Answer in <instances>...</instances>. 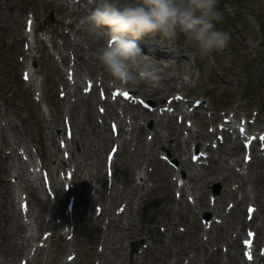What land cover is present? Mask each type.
Segmentation results:
<instances>
[{
	"label": "rangeland",
	"instance_id": "1",
	"mask_svg": "<svg viewBox=\"0 0 264 264\" xmlns=\"http://www.w3.org/2000/svg\"><path fill=\"white\" fill-rule=\"evenodd\" d=\"M102 1L103 0H101V2ZM108 1L113 0H107V2ZM63 2H65L67 7L65 4L63 5ZM78 2L75 3V0H0V111L5 112V115L3 116V119L5 120L0 121V264H13L14 262H19L20 264L23 262L22 259H24L22 257L25 256L18 253L14 254L10 248L11 239L8 237V234L10 233V223L13 219H9V217L6 216V213L10 212L8 202L12 200V202H14L16 206L18 205L17 207L19 208L18 203L21 199H23L22 197H19V195L22 194L25 200L29 203V206L25 205L27 206V211L29 210L30 212V209H28L30 208V205L34 206V197L30 195V192L18 189L17 185L19 181L18 179L16 180L17 173L15 171L17 162L12 157V154L7 159H3L5 152H9L8 142L12 144V140L15 143L17 142L16 147L19 152H21V156L24 158V161H26L27 155L23 153L22 148L25 151L26 147L30 149L32 155H34L33 159L37 163L39 162V159L35 156V154H37L36 152L38 150L43 149L48 153H52L54 150L59 149L63 152L59 153V157L61 156L60 158H63V161H65V163H62V161L56 160V158L48 157L45 159L46 164L51 169V174H53L55 178L57 191L60 189L62 191L59 192L64 193H61L62 198L59 195L61 206L58 207V199L57 202L54 203L53 201L55 200V197H51L49 194L44 193L42 189L43 184H40L39 181L41 180L37 179L38 183H35L38 187L36 192L41 194L40 197L44 202H50V205H48V212L45 211L47 212V215L45 212L42 213V211H40L39 217L42 226H39L38 229L35 227V213L31 214L26 212L25 214H21L22 222H25L24 220L26 218L31 222L30 225H28L30 229L27 228V230H25V227L21 230L22 235L31 231L30 234L31 236H34L35 240H30L29 244L33 241L32 244L36 246L39 242H43L42 238L44 235H49L51 231L54 232L57 229V231H64L65 226L68 225L66 233L70 234L69 231L71 229H73L72 231L74 232V240L72 244L75 248H73V250L80 252L82 251V248L85 249V246L83 245L84 239L80 237V232L78 231L80 215L77 214H79V209H76V207L74 209L75 199L72 207L69 203L70 200L67 198L68 195H71V189L69 190V188L74 185L73 188L75 189V182L77 185L81 183L76 180V178H73L65 173V171L71 167V162L68 161L70 156L69 149H71L75 155H79L81 159V151L83 150H81V147L74 141L73 143L71 141L67 143L68 140H66V146L69 144V149L68 147L67 149L66 147L60 148V144L64 145V143L61 142H64L63 140H65L64 128L66 120L62 118L69 112L68 109L71 106L72 108L74 107L73 117H76V120L83 122L86 130L85 132L87 133V145L88 143L94 144L90 145V148L87 146L85 147L83 157H86L88 150L91 151V149L95 148L97 133L101 132L103 128L101 124L97 127L96 125L92 126L93 124H91L90 119L92 113L94 114V112H97L99 105L93 108L96 110H93L90 109V103L87 104L89 105L88 108L87 105H81L77 101L76 97L74 101V98L70 97L71 99L70 101H67V103L66 100L60 97L62 93L66 94L62 88V72L65 71L66 64L62 62L61 55L65 54L67 61L73 57V47L65 45L66 40L63 39L64 34H73L70 28L67 27V24L73 20L79 24L80 19L86 15L85 11H90L88 10L89 4L96 3L97 8H100L101 3L99 0H87L86 3H83L80 0ZM56 3L62 5L63 9L57 10L54 8L53 5ZM71 4L74 6L72 7ZM80 4H84L83 7L85 8V11L82 10V7H75ZM218 7L224 14V21L222 24H218L217 27L228 31L231 34L229 45L223 51L216 52L204 59H201L196 50L190 45H188V49H182L181 51L183 56L182 59L187 62L188 72H192V90H188V92H190L187 95L191 98V100H196L198 98L200 100L204 99L205 104L207 105V109L204 110L202 116L197 114V116L195 115L196 119L193 116H190V118L194 119L193 122L195 121V128H193L194 131L202 130L205 134L209 135L208 137L202 139L200 143L202 148L212 142L220 141V137H218V132L220 131L212 125V121L214 119H217L218 121L221 119V111H223L226 115L229 112L236 113V119L243 116L252 117L255 115V118L258 120V127L264 128V0H219ZM76 26L79 28V25ZM148 38L150 39V37ZM180 40V45H182V43H184L183 36L180 37ZM53 43H55L59 50L53 47ZM102 43V46H104L105 43L103 39ZM144 55L147 56L145 52ZM149 56H151V58L155 61L160 62L161 67H165H163V69H166V73L170 74L165 76V78L179 76L177 71L170 66L168 61H166L170 57L164 59L162 56L155 54H151ZM96 71H103L102 66H98ZM25 77L27 78L25 79ZM181 77L187 79L188 75L182 74ZM177 79H175V81H177ZM82 80L83 79L80 77L79 81H81V85L83 84ZM107 81L109 82H107L108 84H112L110 77ZM125 87L129 89V92L135 94L136 97H143L146 102L151 101L158 115L163 116L165 111L162 109L163 112H160L156 109L160 108V104L157 99L153 97L151 92L145 94L140 93L139 91H133L131 89V85H127ZM159 87L162 88L164 86L160 83ZM81 88L83 90V85ZM79 91L80 89L78 92ZM182 93L185 94L184 92ZM174 94L175 93L170 91L168 97H172ZM95 97L97 99L99 98L98 91H96ZM188 97H186L185 100H187ZM67 99H69V97ZM187 102L188 105L192 104L191 101ZM76 103H78V105ZM137 103L139 104L137 106L145 110L147 113H151L153 111L141 107L142 104L139 101H137ZM167 106L172 105L167 103ZM204 106L205 105H201L200 108L203 109ZM176 114L177 113H173L174 117L167 120L162 118L161 124L163 127L160 129L163 131L162 133L169 134V139L167 140V142H169L168 145H160L161 147L153 145V148L155 149L154 151H156V156L158 152L160 153V156L162 154L168 156L172 162L175 161L176 165L175 167H172V164L174 163L170 165L164 160H160L162 162L160 163L157 159L156 161H152L150 165H144L142 167L147 168V171L149 172V178L146 179L145 185L150 188L143 197V191L139 190L140 188H136V190H134L137 196L141 195L142 198H140V203L142 201V205L145 206V210L141 212H136L135 210L132 212L137 218V222H141L142 220L150 217V220L146 223L149 227L153 225V220H160V222L156 224L157 226L162 225V223H165V220L167 221L169 219L167 222L174 224V227L172 228L173 231H171L172 235H169L168 232L165 233V236L163 237L165 240L161 241L155 240L156 238H152L151 242L147 235H144V238H137L139 236L124 238L121 234L122 232L118 233L117 229H112L115 235L113 239L116 242L113 245V249L115 250L111 251L110 248L109 250H106L107 256L105 255V264H108L109 262L110 264H138L143 258L146 264H166L170 256H172V260L174 259V252L181 255V259L179 260L181 264H243L245 263V250L242 251L240 247L243 245V241L246 240L247 232L245 233L244 230L240 231V229L243 227L250 229L254 228H252L253 224L251 221L246 222L244 220V224H241L238 223L237 219L241 217L245 219L247 216V209L249 206L247 203L256 204V199L261 201L260 206L262 205L263 211L260 212L261 214L258 216L257 212L259 203L257 201L258 205L255 206L257 210L252 221H254V226L264 225V158L260 157L261 155H258V153L254 155L252 154L251 161L248 163L243 162V151L238 153V155L233 154L235 156L229 155L225 152H223V154L222 151L226 150L223 146L217 149H212V153L207 157V161L209 163L206 161V166L199 167V165L192 163L194 167L193 172L195 173V168H200L199 170H201L203 174H206L207 170L213 166L214 168L217 166L221 168L229 167L230 169L232 166L231 171L233 181L231 186L234 189V193L236 195L235 198L228 195V184H224L219 179L216 181H209V177L207 178V181L209 182H205V178H200V182L197 180L198 183L195 182L198 190H200L197 193L189 190L192 194L190 196L193 201H197L196 205L189 202V199L187 198V191L185 197L181 198L177 191L174 192L176 190V186H172V188L170 186L168 188L171 183V174L173 173L175 176L177 174V172H175V168L178 169V173L182 176V170L178 166H180V164L183 163L182 161L185 159H187L191 164V145L190 149L186 148L188 153L186 152V154H183L184 131L187 129L185 121L187 118H184L183 121L181 120L182 122H179L175 117ZM7 117H9V121L8 119L6 120ZM200 117H202L203 120H201ZM59 118H61V123ZM110 120L111 119L108 118L106 122H109ZM52 121L54 122L52 123ZM154 121V116H150L146 121V128L144 129H148L152 133L153 128H156L153 125L155 124ZM151 122H153V124H151ZM12 123L15 126H13ZM106 129L110 131L108 124H106ZM210 130L213 131L212 134L208 133ZM200 134L203 133L201 132ZM175 141L178 143L174 144ZM110 145H114V143ZM162 147L168 149L170 154ZM108 148L109 147H106L103 150V161L106 157ZM131 150L133 152V149ZM128 151H130V147L126 148L123 152L127 155ZM116 152L117 148L115 153ZM210 156L212 157V161L209 159ZM81 159L79 158L78 161H81ZM33 165L34 164L27 163L26 171L28 169H32ZM8 166H11L9 167L10 169H8ZM164 166L169 169V173L172 171L170 175H168L169 173L164 169ZM105 170L106 168L102 170V172L105 176L104 184L105 181L107 184ZM196 172L199 173V171ZM240 172L242 176H239ZM186 175L187 171L185 176ZM88 181L95 183L93 178ZM242 182L244 184L243 186H240V183ZM222 183L224 185H222ZM10 187L12 190L9 189ZM43 188L45 189V186ZM142 188L147 187L141 186V189ZM216 188H219L217 194L215 193ZM46 190L49 189L46 188ZM74 191V194L78 195V190L75 189ZM222 192H227L226 194L228 196H223L220 201L221 203L219 202L217 205L225 211L228 210L229 214L227 215V213L223 210V213L226 215L223 217V219L225 218L223 224L217 227V230L213 229L210 234H204V232L198 230L197 226L199 223H202L201 225L205 229L207 226H210L209 223L212 220L215 221L216 215L212 212L215 215L214 216L210 211H207L206 213V207H201L199 203L202 201L207 204L208 201V203L213 205L212 200H216ZM201 193H203L202 197L200 195ZM246 193L250 195L249 199L251 201L247 199L246 202L242 201L241 204H237V199H240L243 194L244 198ZM52 194L54 196L55 192ZM200 199L201 201L199 202L198 200ZM169 200H172L171 204H169ZM175 200H179L181 203L177 206L174 202ZM163 203L165 204L166 209H163ZM230 206L231 208L228 209ZM17 207L16 210L19 211L20 209ZM31 209L34 210V207ZM57 209L60 211L58 212ZM48 214H50V216ZM123 214L124 219L126 220L127 214H125V211ZM204 214H208L209 217H204ZM81 215L85 216L84 213ZM205 220L209 222L206 226L204 225V222H206ZM64 222L68 224L66 225ZM97 224L98 223H96V227L98 226ZM43 226L47 228L45 229ZM210 230H207L206 232H209ZM98 233L99 229H97V234ZM37 235L39 236L37 237ZM169 236L171 240L167 243V238ZM207 236H210V243L205 241ZM200 237H203V241L200 240ZM64 240V235L60 239L52 238L50 242L46 240V245H49L50 247L47 248V246H44L47 250L44 249L43 251L42 249L39 251L40 258L38 256L37 262L34 264H44V260L46 258L51 260L50 264H66L68 262L67 259L69 252L67 250L65 251V249L63 250L59 245V243L62 245ZM199 240L204 244H202ZM132 241H142L143 245L139 247V250L141 251L144 247H148L145 248L147 250L145 253V250H143L142 253H137L130 259L129 244ZM258 241L254 244L252 257L253 260L256 261L252 264H264L262 262L264 258V236L262 235ZM118 247H121L122 249L118 250ZM184 247H186L185 251L183 250ZM49 249H52L53 251L50 252ZM94 250L100 251L102 248H100L98 243H94ZM25 251H27L25 252L26 255H28V252L32 253L28 246ZM100 252L105 253V251ZM108 252L110 254H108ZM91 256L81 253L79 255L81 262L79 263L97 264L100 259L94 258V255ZM88 257L90 259H88ZM185 257L188 260L187 262L185 261ZM191 261H193V263H191ZM99 264L104 263L101 260Z\"/></svg>",
	"mask_w": 264,
	"mask_h": 264
},
{
	"label": "bare ground",
	"instance_id": "2",
	"mask_svg": "<svg viewBox=\"0 0 264 264\" xmlns=\"http://www.w3.org/2000/svg\"><path fill=\"white\" fill-rule=\"evenodd\" d=\"M65 1H68V0H65ZM81 2L86 3L87 0H81ZM99 2L101 3V8H102L103 4L105 3V0H103L102 2H101V0H99ZM112 2L113 1H108V3H112ZM64 4H65V2H63V5ZM81 5L82 4L76 5L75 7H82V10L85 11V8L83 7L84 4L82 6ZM53 6L57 10L63 9L62 5H60L59 3H56ZM71 6L73 7L74 5L71 4ZM66 7H67V5H66ZM96 9H98V8L96 7L95 4L94 5L89 4L88 10H90V11H85L86 15H90L91 11H95ZM76 25H79V24H77L75 22V20L70 21L67 24V27L70 28V30L72 31L73 34L72 35H68V34L63 35V39L66 40L65 45H67V46L69 45V46L73 47V57L71 58V60L67 61V57L65 56V54L61 55L62 56L61 57L62 62L66 64V68H67L66 72L65 71L62 72L63 90L66 92L65 97H69V98L70 97H78L77 101L81 105H87L90 103L89 104V105H91L90 109H93L97 105L103 106L105 108V113L104 114H100V113L97 114L94 112V114H93L91 112L92 115H91L90 119H91V124H93L92 126L96 125V127H97L101 124L103 130L101 132L97 133V136L95 139V142H96L95 148H93L94 150L91 149V151L88 150V152H87L88 154L86 155V157H83V154L85 152V147L87 146L90 148V145H94V144L88 143V145H87V142H86L87 141V139H86L87 133L85 132L86 130H85L84 124H83V122L76 120L75 119L76 117L75 118L73 117L74 107L72 108L70 106L69 109L67 108L69 110V112L67 114H65L62 118V119H66L70 123V125L72 126L73 131H72V137H71L70 141L72 143H73V141L76 142L81 147V150H83V151H81L82 155L80 154L82 156V159H81V157H79V155H75L74 152L71 149H69V152H70L69 161L71 162V167L73 168L72 169V173H73L72 177L76 178V180H78L81 183V184L77 185V183L75 182V189L78 190V195L73 194L75 192L74 191L75 189L74 190L71 189L70 194L75 195L74 209H75V207H76V209H79V211H78L79 214H77V215H80V223H79L78 231L80 232V237L82 239H84L83 245L85 246V249L82 248V251H80V252H78L77 250L71 251V249L75 248V246L72 244V242H70L71 241V240H69L70 237H67L66 241L62 242V245L59 243V245H60V247H62L63 250L65 249V250L70 251L68 254L74 253L73 262L72 263L69 262L67 264H78L79 262H81V259L79 258V255L81 253L82 254L85 253L88 256L94 255L93 256L94 258H99L100 261L102 260V262L105 264V262H104L105 261L104 260L105 255L107 256L106 250H109V248L111 251L115 250V249H113L114 248L113 245L116 242L113 240L115 235H114V232L112 231V229H117L118 233L122 232L121 234L123 235L124 238H129L132 236L143 237L144 235H147L148 238L150 239V241L152 242V240H151L152 238H156L155 240H161L162 241V237L164 236V232L170 233L172 228L174 227V225L170 222L162 223V225L164 226L163 228H165V229L163 230L164 232L163 231L160 232L156 228V224H158L160 222V220H153L152 227H149L146 225V223H148V221L150 220V217L146 218L145 220H142L141 222H137L136 221L137 218L132 213L135 210H136V212H141V211L145 210V206H143L140 203L141 196H137L136 192L134 190H136V188L140 187L141 185H144V183H138V181H137L138 178H141L143 180L144 177L142 176V172L145 171L144 175L146 177H147V175H149L148 171L146 172V168H142V167L144 165H149L152 163V161H156L158 159V157L156 156V151H154L155 149L153 148V145H157V146L162 145L164 142L166 143L167 140L169 139V134L162 133L163 131H161L160 128L163 127L161 124V122H162L161 119L163 117L169 118L170 114L167 111H165L163 116H161V115H158V113L155 109H152L153 111L151 113H147L145 110H143L139 106H137V105H139L137 103V101H139V98L136 97L134 94L131 96V98L126 103L123 102L122 104L111 103L110 101H106V100L103 101V100L97 99L95 97V92H96L97 88H101L104 91L105 90L107 91L110 88V85L108 84L109 82L107 81L109 79L108 74L104 70H103V73H101V74H99V71H96V68L98 66H100V63L98 62V60L95 56V52H97L98 50H100L103 47L102 46V44H103L102 39L104 40V37H106L105 34L109 30L104 31L100 35L96 31L95 32L88 31L84 28H80V27L78 28ZM102 26L109 28L106 25H102ZM150 39H152V40H150ZM150 39L148 37H144L141 40H139L137 43L139 44L140 48L146 49L149 52L161 53L163 55V57H165V58L170 57L166 61H168L170 66L172 68H174V70L177 71L179 76L178 77L175 76V77L165 78V76H167L169 74L166 73V69H163V67H162L161 75H162L163 79L161 81V84H163L164 87H162V88H160L159 86L151 87V86L145 85L142 82L137 83V84H130V85H131V89L133 91L135 90V91H139L140 93H145V94H147L148 92H151L153 97H155V99H157V101L159 102L160 106L164 107L163 106L164 102L166 100V97H168V94L170 91L176 92L179 94L184 92L185 93L184 96H188L187 94L190 92V91L188 92V90H192V85H191V79H192L191 73L192 72H188L187 62H186V60L182 59L183 56H182V52H181L182 49H186V48L188 49L189 47H188V45H186L184 43H182V45H180L181 44L180 38L177 40V42L174 45H169L165 42H160L159 38H150ZM53 47L58 49V47L55 45V43H53ZM150 58H151V56H150ZM68 70H72V76L76 77V80H73L71 78V76L67 75ZM182 74H187L188 78L187 79L182 78L181 77ZM82 76L87 77L88 78V79H86L87 81L88 80L93 81V86L91 88V91L88 95H86V97L83 95L80 96L79 92H78V90L81 87V83H80L81 81L79 82V78ZM175 79H177V81H175ZM82 82H83V80H82ZM84 84H85V79H84ZM121 91H123V90H121ZM75 99L76 98H74L73 101ZM121 99H122V97H121ZM172 102H174V101H172ZM66 103H67V101H66ZM70 104H72V103H70ZM76 104L78 105V103H76ZM184 104L188 105V102L185 101ZM89 105H87L88 108H89ZM115 105H117V109L115 108ZM202 105H205L204 100H202ZM175 106L178 107L179 103L176 102ZM84 108H85V106H84ZM118 108L121 111L118 112L117 111ZM93 110H96V109H93ZM4 113L5 112L0 111V121L5 120V119H3V116L5 115ZM185 114H187V113H185ZM152 115L155 118L154 126L156 128L155 129L153 128L152 133H151L150 131H147L144 128L146 126L145 123H146L147 119ZM195 115L196 114H193L191 116H193L196 119ZM9 117H11V116H9ZM9 117H7L6 120L8 119V121H9ZM107 118L112 119L111 121L113 122V124H115V126L117 128L115 134L110 133V131H108L106 129L105 124H106ZM54 121H52V123ZM59 121L61 123V118H59ZM11 122H12V120H11ZM44 122H45V120H44ZM12 125L15 126L13 123H12ZM92 128H95V127H92ZM175 128H177V127H175ZM165 133H167V132H165ZM204 135H205V133H203L201 136H204ZM11 136H13V135H11ZM206 136H207V134L205 135V137ZM197 137H199V136L197 135ZM193 138H194L193 136H190L186 140L183 141L184 142L183 154H186L185 149L186 148L188 149V144H190V142L193 140ZM208 139H210V138H208ZM225 140H227V138ZM10 141H11V139H10ZM5 142H7V141H5ZM16 143L13 140H12L13 145L10 142H8L9 152H7V151L5 152L3 159H7L12 154V157L17 162V164H16L17 166L15 167V171L17 173L16 174V180L18 179V181H19L17 186H18V189L30 192V195L32 197H34V199H33L34 206L30 205V208H29L30 212L29 213H31V214L35 213L36 214L35 215V219H36L35 227H36V229H38L39 226H42V223H41L40 217H39L40 211H42V213L45 211L48 212V208H49L48 205H50V202H44L42 200L40 195L36 192L38 187L35 185V183H38L37 179L41 180V177L42 176L44 177V174H42L43 172L50 173L49 181L47 184H45V189L51 188L52 191L55 192V196L58 199V207L61 206L59 195L62 198V194H61V192L57 191V187L55 184V178H54L53 174H51V171H48L49 166L46 164L45 159L48 157V158H56V160L62 161L63 159L60 158L61 156L59 157V153H62V151H60L58 149V150H54V152H52V153H48L44 149L39 150L37 156L40 159L38 158L39 162L37 163L36 161H34V159H33L34 155H32V153L30 152V149L28 147H26L25 151H24V149L21 147L23 150V153H25L27 155V157H26L27 159H26V161H24V158L21 156V152H19V150L16 147L17 146ZM112 143H114V146L117 148V152L114 154L115 159L111 162L105 163V160L103 161V156H102L103 150ZM177 143L178 142H176V141L174 142V144H177ZM230 144H231V142L227 141L226 143H222L219 145L220 147L224 146L226 148V150L224 149L225 151H222V153L225 152L229 155H233V154L238 155V153L243 151L240 144H236V143H234L232 145H230ZM128 147H130V151H128L127 155H125L126 153H124L123 151ZM131 149H133V152ZM180 150H181V147H180ZM206 150L211 151V147L207 146ZM233 156H235V155H233ZM29 158L33 159L34 162L33 161L29 162L28 161ZM79 158L81 159V161H78ZM209 159H211V161H212L211 156ZM261 160H262V158H261ZM215 161H217V160H215ZM27 163L34 164L33 165L34 169L33 170L28 169L26 171V164ZM258 164H260V163H258ZM192 166H193L192 163L190 164L187 160L183 161V163L180 165L181 168H183L185 171H187V175L185 176V182L183 183L182 188H184L186 186V188L192 192L197 193L198 191H200V190H198L197 184L195 183V182H197V180L199 181L200 178H203V179L205 178L206 179L205 182L214 181V180L216 181L219 179L224 184L231 183V181H232V178H233L232 177V171L229 167H224V168L222 167L221 168V167L215 166V168H214V166H213L212 168H210L206 172V174H203L201 170H197V171H199V173H197L196 171H195V173L191 172ZM9 167H11V166H8V169H10ZM105 168L108 169L109 171L113 172L112 185L109 186V188L106 186L107 184L106 185L104 184L105 176H104V173L102 172V170H104ZM141 169H143V170H141ZM164 169L167 172L169 171V169L166 166H164ZM250 171H251V169H250ZM171 172L172 171H170V173ZM170 173L168 175H170ZM240 173H239V176H241ZM208 177L210 178V180L208 179L209 181H207ZM91 178H93L95 180V183L88 181ZM5 179H7V178H5ZM86 182H87V184H86ZM8 183H9V181H8ZM39 183L43 184V181H39ZM199 185H201V184H199ZM202 188H201V190H202ZM9 189L12 190L11 187ZM76 193H77V191H76ZM200 195L202 197L203 193H201ZM228 195L234 196V193L228 192ZM246 198H247L246 196L244 198L242 197L241 200H245ZM198 199H199V197H198ZM198 201L200 202L201 199ZM216 203H217V201L214 203V206L211 208H212V212L217 216V218L220 219L222 217L223 210L221 207L215 206ZM199 204L201 207L204 206L207 208V206H208L206 203H204L202 201ZM8 205L10 206V208H9L10 212L6 213V216H8L9 219H11V218L13 219V221H11V223H10V228H9L10 233L8 234V237L11 239L10 248L12 249L14 254L18 253V254L22 255V253L25 251L27 246L29 247L30 240H33L35 238L33 235L32 236L27 235V234L22 235L21 230L26 227V224H24L21 221L22 215H21L20 211L16 210V207L18 205L16 206V204L14 202H12V200L8 202ZM33 207H34V210L31 209ZM114 210H117L116 214H115ZM124 210H125V214H127L126 220L124 219V214H122V212ZM59 211L60 210H58V212ZM260 211H262V209L259 205V210L257 213L259 214ZM47 212H45L46 215H47ZM83 213L85 216L81 215ZM48 215L50 216V214H48ZM68 216H69V214H68ZM170 219H172V218H170ZM224 220H225V218L222 219V222ZM237 221H238V223L244 224V219L242 217L238 218ZM217 222H218L217 220L213 221V223L210 224L211 230L209 232H204V233H206L208 235L212 232L213 229H216L217 227H219L220 225L217 224ZM96 223H98L97 227H96ZM43 224H44V222H43ZM45 226H48V225H45ZM197 227H198L199 231H203L201 225H198ZM44 228L46 229L47 227H44ZM53 229H54V227H53ZM74 229H75V226H74ZM97 229H99L98 234H97ZM244 229H246V228L243 227L242 230H244ZM57 230L54 231L53 233H51L52 235L49 237L50 241L52 238L60 239L62 237V235H64L61 231H57ZM72 230L73 229H71L70 231H72ZM159 230H160V228H159ZM254 230H255L254 235H256V240L258 241V239H260L262 237V235L264 236V228L263 227H261V228L255 227ZM70 231H69V233H70ZM158 232H160V233H158ZM23 233H24V231H23ZM38 236L39 235H37V237ZM247 239H248V236H247ZM200 240L202 241L201 237H200ZM44 241H45V239H44ZM205 241H208L210 243L211 242L210 236L209 237L207 236ZM94 243L95 244L98 243V245L100 247H102V251H105V253L101 252L99 254L98 251H95L94 250ZM201 243L204 244L203 242H201ZM258 245H259V243H258ZM42 248L43 247L41 245H37L36 248H34V249L31 248V250H33V252L34 251L35 252H34L33 256L27 257L28 260L26 261L25 264H34L35 262H37L38 256L40 258L38 251H40ZM121 249H122L121 247H118V250H121ZM160 249H162V248H160ZM240 249H242V248L240 247ZM183 250L185 251L186 247H184ZM183 250H182V254H183ZM49 251L52 252L53 250L49 249ZM146 251L147 250H145L144 253ZM25 252H27V251H25ZM108 254H110V253L108 252ZM49 255H51V254H49ZM173 255H174V259L172 260V256H170L166 264H181V262L179 261L181 259V255L178 253H175V252L173 253ZM88 259H90V258L88 257ZM185 261L186 262L188 261L187 258ZM50 262H51L50 259L46 258L44 260V264H50ZM262 262L264 263V258H263ZM191 263H193V261H191ZM13 264H19V262H14ZM108 264H110V262ZM138 264H146L144 262V258Z\"/></svg>",
	"mask_w": 264,
	"mask_h": 264
},
{
	"label": "clouds",
	"instance_id": "3",
	"mask_svg": "<svg viewBox=\"0 0 264 264\" xmlns=\"http://www.w3.org/2000/svg\"><path fill=\"white\" fill-rule=\"evenodd\" d=\"M218 4L219 0H105L102 8L80 19L79 27L92 32L109 27V40L95 56L112 83L156 87L163 79L160 62L144 55L137 42L150 37L174 45L183 36L184 44L201 59L223 51L231 34L217 27L224 21Z\"/></svg>",
	"mask_w": 264,
	"mask_h": 264
},
{
	"label": "snow or ice",
	"instance_id": "4",
	"mask_svg": "<svg viewBox=\"0 0 264 264\" xmlns=\"http://www.w3.org/2000/svg\"><path fill=\"white\" fill-rule=\"evenodd\" d=\"M124 95H125V96H127V95H128V93H125ZM250 211H251V209H250Z\"/></svg>",
	"mask_w": 264,
	"mask_h": 264
}]
</instances>
